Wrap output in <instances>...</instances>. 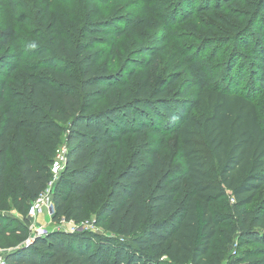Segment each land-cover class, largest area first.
<instances>
[{
  "label": "trees",
  "instance_id": "1",
  "mask_svg": "<svg viewBox=\"0 0 264 264\" xmlns=\"http://www.w3.org/2000/svg\"><path fill=\"white\" fill-rule=\"evenodd\" d=\"M190 1L184 20L195 10L235 5L246 18L241 46L252 52L250 76L263 86L264 0ZM44 19L28 56L18 31L0 25V245L9 263L264 264V204L250 208L264 186V106L259 110L237 90L246 75L244 66L234 71L241 57L214 86L206 62H197L199 93L188 108L174 92L179 76H161V46L131 49L119 66L116 58L104 60L106 38L116 43L131 24L112 30L109 20L88 21L71 36L49 7ZM204 39L207 46L217 43ZM24 130L36 146L28 148ZM198 136L218 163V177L207 168ZM62 139L67 154L54 186L53 221H79L95 200L97 223L109 221L112 236L94 233L86 240L52 230L31 238L25 211L51 182ZM167 148L177 156L165 155ZM11 150L20 151L16 176L8 171ZM228 190L233 206L223 203ZM12 207L22 225L6 214Z\"/></svg>",
  "mask_w": 264,
  "mask_h": 264
},
{
  "label": "rangeland",
  "instance_id": "2",
  "mask_svg": "<svg viewBox=\"0 0 264 264\" xmlns=\"http://www.w3.org/2000/svg\"><path fill=\"white\" fill-rule=\"evenodd\" d=\"M15 1L18 8L17 12L13 10L9 0H0V25L12 26L18 31L24 42L21 50H24L27 56L34 52V44L38 43L37 30H40L41 25L45 22L44 14L47 7L50 9V17L59 19L64 25L65 32H69L71 36L80 35L81 28L88 21L109 20L112 24V30L119 26L125 27L127 24H131L130 31L118 39L116 43L113 44L109 40L110 38H106L108 41L101 47L107 51L104 60L116 58L117 66H119L120 63L127 60L130 55L128 51L131 49H136L142 44L161 46L163 48L159 54L161 76L166 79H169L170 76H179L178 82L174 85V92L178 97H182L186 106L190 108L199 93V87L195 86L197 84L195 78L198 76L195 71V64L199 61L206 62L207 75L215 77V81L211 84V86H214L232 68L233 65L231 66V64L235 62L236 58L241 57L234 71L236 73L238 67L244 66L243 73L246 75L242 85L237 90H239V94L249 96L259 110L264 106V85L261 86L260 83H257L256 78L250 76V71L254 69L251 65L253 61L252 52L250 49H243L241 46L246 36V29L244 28L246 18L238 17L241 13L235 8V5H228L224 10L214 9L212 13L195 10L191 19L184 20V12L191 10L193 7L190 0H173L171 5L167 3L172 0ZM196 1L200 2L202 0ZM174 5L177 8H174ZM174 19L177 22H174ZM255 26H258V21H256ZM206 36H211V42H217L214 47L207 46L210 41L204 39ZM250 38L254 40L255 37L251 35ZM253 47L258 49L255 40ZM140 58H146V56L142 55ZM27 59L34 60L36 57L29 56ZM232 76H234V72ZM227 83H229V80H227ZM188 86H192V88L185 93L184 90ZM3 110L4 108L0 107V126L3 120ZM191 110L193 114L196 113L195 109L191 108ZM24 133L25 144L28 145V148L36 146L33 136L27 130H24ZM170 138H174V136L168 137V139ZM196 145L204 156L211 175L218 177V163L212 157L202 137H197ZM65 146L66 142L62 139V143L58 148L62 149ZM175 148H178V145ZM175 151L174 148L163 149V153L170 157L177 156ZM19 162L20 151L11 150L8 171L13 176L18 174ZM112 167L113 164L111 163L109 171ZM61 168L62 164L55 158L51 164L52 180L47 188L55 186ZM109 171L103 182L108 178ZM9 184L11 185L12 181ZM99 188L107 190L104 183H101ZM6 198L10 200L11 197L7 196ZM50 202L51 200L47 202L44 212L35 218L29 217L30 203L28 204L25 216L31 221V238L52 230L81 234L86 240L92 239L94 233L112 236V233L108 230L109 221L97 223V212L99 210L97 201L92 200V204L85 208V214L79 221L71 219L63 220L62 223L53 221L52 204ZM223 203L229 206L235 204V199L230 190H228V196L223 200ZM258 204H264V186L259 190L250 208ZM5 212L10 216L12 223L16 226L22 225L24 217L15 208H8ZM6 240L11 242L9 238H6ZM94 243L93 245H95ZM234 246L235 244L229 246V254L233 252Z\"/></svg>",
  "mask_w": 264,
  "mask_h": 264
},
{
  "label": "built area",
  "instance_id": "3",
  "mask_svg": "<svg viewBox=\"0 0 264 264\" xmlns=\"http://www.w3.org/2000/svg\"><path fill=\"white\" fill-rule=\"evenodd\" d=\"M66 154H67V147H63L62 149H59L55 158L59 160V162L62 164L61 171L64 169L65 163H66ZM53 192H54V186H50V188H47L38 198L33 200L30 204L28 215L30 218H35L42 214L47 207V202L51 200L50 204H52L53 207ZM7 250L6 248L0 247V264H10L7 259Z\"/></svg>",
  "mask_w": 264,
  "mask_h": 264
},
{
  "label": "crops",
  "instance_id": "4",
  "mask_svg": "<svg viewBox=\"0 0 264 264\" xmlns=\"http://www.w3.org/2000/svg\"><path fill=\"white\" fill-rule=\"evenodd\" d=\"M51 212L54 214V205L53 207L51 206Z\"/></svg>",
  "mask_w": 264,
  "mask_h": 264
}]
</instances>
